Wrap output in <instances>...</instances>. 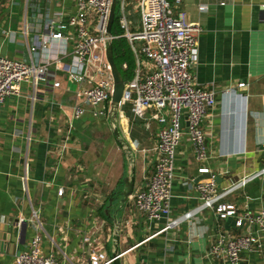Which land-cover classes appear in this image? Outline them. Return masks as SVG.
Here are the masks:
<instances>
[{
    "label": "crops",
    "instance_id": "obj_1",
    "mask_svg": "<svg viewBox=\"0 0 264 264\" xmlns=\"http://www.w3.org/2000/svg\"><path fill=\"white\" fill-rule=\"evenodd\" d=\"M221 1L170 2L176 18L198 22L203 30L190 72L197 86L216 93V104L202 122L209 159L196 162L183 135L167 219L148 221L128 198L116 214L121 220V264L127 256L132 264H228L208 253L220 233L244 231L235 229L232 219L219 222L210 210H203L162 231L168 222L198 206L195 184L209 177L199 172L202 166L217 175L218 192L254 176L223 201L249 211L264 205V0H226L220 5ZM74 11L70 0H0V51L4 49L6 58L29 62L28 49L43 34L45 20ZM7 31L16 33L14 41L5 36ZM55 80L58 88L52 81L21 84L19 94L0 105V219H28L37 211L43 254L61 264H87L93 252L111 257L113 223L105 209L128 174V165L108 117L92 116L103 105H83L75 93V79L58 74ZM239 83L245 86L238 88ZM71 84L76 86L73 91ZM74 106H82L83 113L67 139ZM116 124L134 156V192L154 169L159 128L155 122L147 128L133 116L129 103L121 106ZM117 203H112L110 215ZM27 227L15 254L35 234L32 225ZM260 242L257 251L242 254V264H264V235ZM15 254L0 252V263L10 264Z\"/></svg>",
    "mask_w": 264,
    "mask_h": 264
},
{
    "label": "built area",
    "instance_id": "obj_2",
    "mask_svg": "<svg viewBox=\"0 0 264 264\" xmlns=\"http://www.w3.org/2000/svg\"><path fill=\"white\" fill-rule=\"evenodd\" d=\"M70 1L75 7L73 14H58L45 20L43 34L37 36L28 49L29 62L0 56V105L7 98L17 96L21 84H48L52 81V87L58 88L60 83L55 78L58 74H65L76 80L75 93L83 98V105L92 108L103 105L102 110L94 109L92 116H106L105 104L110 101L113 91L105 57L106 27L112 0ZM128 1L119 0L117 24L123 31L121 37L130 45L136 66L133 77L124 81L119 110L123 104L129 103L135 118L143 120L147 128L150 122H155L159 128L153 148L154 169L130 198L138 214L156 222L170 215L176 151L183 135L188 138L196 162L203 164L209 159L202 122L216 104V93L197 86L190 72L197 60V40L203 31L201 24L176 18L168 0H130L136 2L134 13L138 14L134 29L126 10ZM225 1L219 4L224 5ZM174 2L178 4L182 0ZM200 8L204 9L203 5ZM5 36L12 42L16 33L7 31ZM121 68L126 70V63ZM244 86L245 83L238 84V88ZM82 113V106H74L66 131L67 139L74 130L73 122ZM183 116L185 128L182 127ZM261 149L264 151V142ZM199 172L208 173L209 177L195 184L198 206L168 222L162 231L203 210H210L219 222L232 219L235 229L244 231L220 233L208 254L223 258L228 264H242L244 252L261 248L264 205L257 211H249L224 202L223 198L243 187L254 176L243 178L227 190L218 192L217 175L205 166L200 167ZM62 193L60 189L58 195ZM24 224L32 225L35 234L26 248L14 255L10 264H61L54 256L42 252L38 212L33 211L30 218L17 222V225ZM112 262L113 259L103 252H93L89 254L87 264Z\"/></svg>",
    "mask_w": 264,
    "mask_h": 264
},
{
    "label": "water",
    "instance_id": "obj_3",
    "mask_svg": "<svg viewBox=\"0 0 264 264\" xmlns=\"http://www.w3.org/2000/svg\"><path fill=\"white\" fill-rule=\"evenodd\" d=\"M118 3L119 0H112L109 19L106 27V36L108 37V40L106 42L105 57L110 67V73L113 80V91L111 94L110 101L106 102L105 104V113L109 119V124L111 127L112 134L116 142L119 144V146L122 148L125 154V158L128 165V174L122 178L120 182V187L118 188V190L115 191L113 199H110L109 205L105 209V215L111 218L113 223L112 252H111V258L113 259L112 264H121L120 262L121 253L118 250L121 220L120 218L117 217L116 214L118 211L121 210V208H123L128 198L132 194L134 187V156L130 145L122 137L116 124L122 93L124 89V80L121 76L119 69L117 68L114 62L113 51H112L113 36L111 33V29L114 22L116 7L118 6ZM116 200H118L116 207L117 210L116 212H112V214L110 215L109 212L111 211V205ZM17 222H18L17 219L13 220L10 218L7 221L0 219V252H9L11 254H15L17 245L23 244L28 227L26 224H24V225H20L17 228L15 227Z\"/></svg>",
    "mask_w": 264,
    "mask_h": 264
},
{
    "label": "trees",
    "instance_id": "obj_4",
    "mask_svg": "<svg viewBox=\"0 0 264 264\" xmlns=\"http://www.w3.org/2000/svg\"><path fill=\"white\" fill-rule=\"evenodd\" d=\"M168 1L171 2V0H168ZM128 2L129 3L126 7V10L128 12V19L131 20L132 26L134 28L136 25V22L138 20V14L134 13V7L136 5V2L130 1V0ZM115 20H116V23H115ZM111 33H112V36H115V37L121 36L123 34V31L119 28V26L117 24V14H115V17H114V22L112 25ZM120 46H128V41L126 40V38L118 37L116 39H113L112 51H113V58H114V62L116 64V66L119 69L123 80L127 81L128 79H131L133 77V71L135 68L134 58H133L132 52L130 51L129 60H128V62H126L120 55V51H119ZM123 63H126V65H127L126 70H122V68H121V65Z\"/></svg>",
    "mask_w": 264,
    "mask_h": 264
},
{
    "label": "rangeland",
    "instance_id": "obj_5",
    "mask_svg": "<svg viewBox=\"0 0 264 264\" xmlns=\"http://www.w3.org/2000/svg\"><path fill=\"white\" fill-rule=\"evenodd\" d=\"M172 5V4H171ZM172 8V7H171ZM115 23H116V20H115ZM118 37H121V36H118ZM118 37H116V38H118ZM136 44H138V43H136ZM140 44V43H139ZM119 51H120V55H121V57L126 61V62H128V60H129V54H130V51H131V48H130V45L128 44V46H120L119 47ZM132 52V51H131ZM0 56L1 57H5V51H4V49L2 50V51H0ZM140 57V59L142 60V57L141 56H139ZM136 66V65H135ZM75 87L76 86H74V85H69V88L73 91L74 89H75ZM129 106V105H128ZM128 106L127 107H125V109L126 110H128ZM96 122H99V119L98 120H96ZM110 249H111V246L110 245H108L107 246V248H106V252L108 253V252H110ZM129 256H127V257H125V258H123V260H121L122 262H123V264H127V263H129V264H132V260L130 259V258H128ZM127 260V261H126Z\"/></svg>",
    "mask_w": 264,
    "mask_h": 264
}]
</instances>
